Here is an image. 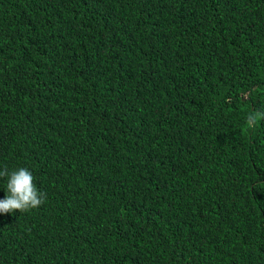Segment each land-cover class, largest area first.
Wrapping results in <instances>:
<instances>
[{
	"label": "trees",
	"instance_id": "obj_1",
	"mask_svg": "<svg viewBox=\"0 0 264 264\" xmlns=\"http://www.w3.org/2000/svg\"><path fill=\"white\" fill-rule=\"evenodd\" d=\"M256 112L264 0H0V264H264Z\"/></svg>",
	"mask_w": 264,
	"mask_h": 264
},
{
	"label": "clouds",
	"instance_id": "obj_2",
	"mask_svg": "<svg viewBox=\"0 0 264 264\" xmlns=\"http://www.w3.org/2000/svg\"><path fill=\"white\" fill-rule=\"evenodd\" d=\"M264 119V112L248 114L245 124L254 128L257 121ZM7 178L6 198L0 200V214H15L17 211L26 213L39 208L46 199V193L40 192L35 183L34 177L26 168L9 170L5 167L0 170V178Z\"/></svg>",
	"mask_w": 264,
	"mask_h": 264
}]
</instances>
